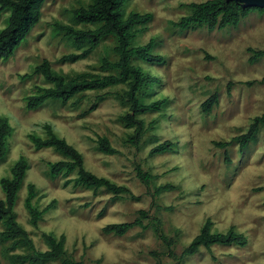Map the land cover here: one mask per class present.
Segmentation results:
<instances>
[{"label": "rangeland", "instance_id": "374dc122", "mask_svg": "<svg viewBox=\"0 0 264 264\" xmlns=\"http://www.w3.org/2000/svg\"><path fill=\"white\" fill-rule=\"evenodd\" d=\"M201 1L205 0H127L125 4L126 14H153L139 28L134 45L153 39V53L165 59L162 64L134 61L159 79L143 89L142 102L167 99L159 111L138 116L145 126L138 145L129 140L135 127L119 119L130 111L118 97L126 85L88 91L77 103L75 97L68 103L48 100L35 110L26 105V97L38 86H51L34 74L43 59L70 78L83 71L103 73L102 59L118 58L116 40L108 37L88 57L60 61L80 50L56 24L94 28L76 24L72 14L91 0H45L40 21L13 56L1 62L0 116L7 117L14 129L8 152L0 160V181L11 176L21 156L27 159L29 168L15 211L38 250L48 248L45 233L57 238L64 234L67 256L82 264H264V124L244 148L237 141L225 147L216 144L246 133L254 118L264 115V55L250 61L256 51L264 50V8L222 29L206 25L182 29L174 24L190 14L189 3ZM9 15L10 10L0 9V30ZM213 95L218 100L206 112L203 104ZM45 123L83 154L86 169L131 193L115 196L105 189L64 186L76 173L52 179L49 164L64 157L53 148L36 149L29 138L30 134L45 137ZM101 136L109 138L116 154L98 149L96 140ZM164 141L173 142V150L151 155L152 148ZM139 166L154 175L149 184L138 177ZM29 184L36 187L35 207L43 210L53 204L36 225L25 205ZM163 185L170 188L157 194ZM4 197L0 183V198ZM142 209L149 216L146 227L135 226L124 235L103 231L110 223L134 221ZM207 219L212 220L214 232L235 226L247 237V244L202 247L181 257ZM157 221L166 239L155 232ZM3 229L0 222V232ZM9 245L0 240L2 264H23L13 262L11 254L26 250L7 253Z\"/></svg>", "mask_w": 264, "mask_h": 264}, {"label": "trees", "instance_id": "16d2710c", "mask_svg": "<svg viewBox=\"0 0 264 264\" xmlns=\"http://www.w3.org/2000/svg\"><path fill=\"white\" fill-rule=\"evenodd\" d=\"M45 0H0L1 10H10L7 24L0 30V64L13 56L16 49L26 39L33 27L40 21L41 9ZM127 0H91L84 6L80 5L72 10L73 18L76 24L95 25L94 28H77L70 24H56V28L72 40L77 53L63 55L61 62H76L79 59L88 57L101 42L108 37L116 40L114 52L118 56L116 60L103 58L99 66L103 73L94 74L90 72H80L74 77H66L56 71L48 59L38 64L34 69V74H39L51 84V86H38L36 92L26 97L28 109H38L48 100H60L68 103L71 99L77 97L75 103L88 91L103 90L117 85H126L118 97L123 105H128L129 110L125 115L120 116V121L127 127H135V132L129 136V140L138 145L140 138L145 131L144 120L139 115L159 111L167 99H160L150 103H143L140 99L143 89L156 84L159 79L143 70V68L134 63L140 60L143 63L162 64L165 59L162 55L153 53L155 41L150 39L143 45H134L139 28L148 24L152 18V13H140L131 11L126 14L125 4ZM190 14L184 15L180 20L174 23L176 26L187 29L195 26L206 25L209 29H222L227 26L238 25L240 20L249 15L254 10L262 11L263 8L243 7L235 0H205L201 2H191L188 4ZM264 55V50L256 51L251 58L254 62L257 58ZM217 96L213 95L204 104L203 110L209 112L212 105L217 102ZM95 107L93 105L90 110ZM264 124V115L256 116L250 125L248 131L238 135L232 141L217 142L219 146L225 147L232 142L237 141L244 148L257 135L260 125ZM46 136L30 134L29 138L36 149L53 148L60 153L64 159L51 162L49 164L50 176L56 179L59 176H69L76 173L73 178H67L64 186L73 183L74 186H82L88 189H105L106 191L121 196L129 194L131 191L124 185H118L110 179L98 176L85 168L83 154L66 138L60 137L53 129L50 123L43 125ZM13 126L9 119L0 116V160L8 152L7 141L13 133ZM98 149L106 154H116L118 150L112 145L109 138L101 136L97 140ZM174 143L164 141L152 148L150 154H162L173 150ZM29 164L24 156H21L11 168V176L1 178V187L4 192V199L0 198V222L4 229L0 232L2 242H10L5 248L7 253L23 248L25 253H12L13 262L29 264H45L60 260L61 264H82L66 254V237L62 234L60 237L44 234L48 248L44 251L35 247L34 241L28 231L20 225L17 220L15 206L18 200V194L23 186ZM138 177L149 184L154 175L144 171L140 166L137 167ZM170 188V185H163L156 189L160 194ZM37 196L34 184L28 185V195L25 200L26 208L31 214V222L36 225L42 214L53 204H50L43 210H39L33 205V199ZM139 216L134 221L110 223L103 227L105 233L124 235L135 226L146 227L144 220L148 213L145 210L139 211ZM161 222L154 224L155 232L163 236L160 228ZM213 222L207 219L201 227L200 232L193 238L188 246L182 252L181 257H186L197 253L202 247L210 249L214 245H239L247 244V237L239 233L235 226H231L226 232H214L212 230ZM0 264H2L0 260Z\"/></svg>", "mask_w": 264, "mask_h": 264}, {"label": "water", "instance_id": "95a60500", "mask_svg": "<svg viewBox=\"0 0 264 264\" xmlns=\"http://www.w3.org/2000/svg\"><path fill=\"white\" fill-rule=\"evenodd\" d=\"M239 2L243 7H257L264 8V0H235Z\"/></svg>", "mask_w": 264, "mask_h": 264}]
</instances>
